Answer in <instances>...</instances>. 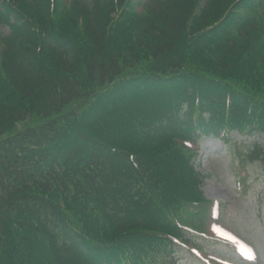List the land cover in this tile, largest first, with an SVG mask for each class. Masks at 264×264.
<instances>
[{
  "label": "trees",
  "instance_id": "obj_1",
  "mask_svg": "<svg viewBox=\"0 0 264 264\" xmlns=\"http://www.w3.org/2000/svg\"><path fill=\"white\" fill-rule=\"evenodd\" d=\"M201 2L0 13V264H162L203 230L184 142L264 134V38L262 4Z\"/></svg>",
  "mask_w": 264,
  "mask_h": 264
},
{
  "label": "rangeland",
  "instance_id": "obj_2",
  "mask_svg": "<svg viewBox=\"0 0 264 264\" xmlns=\"http://www.w3.org/2000/svg\"><path fill=\"white\" fill-rule=\"evenodd\" d=\"M200 145L202 150L194 165L206 176L203 186L206 199L220 203L224 225L254 246L260 259L258 264H264V169L248 161L246 144L235 147L208 139ZM213 228L216 229L213 226L212 231ZM197 246L182 247L178 264H206L207 257L213 256L234 258L227 247L209 240H200Z\"/></svg>",
  "mask_w": 264,
  "mask_h": 264
}]
</instances>
